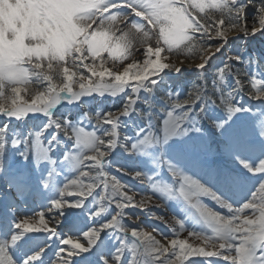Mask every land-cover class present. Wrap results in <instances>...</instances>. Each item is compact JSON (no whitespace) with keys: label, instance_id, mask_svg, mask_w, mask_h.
<instances>
[{"label":"snow or ice","instance_id":"6c2138e0","mask_svg":"<svg viewBox=\"0 0 264 264\" xmlns=\"http://www.w3.org/2000/svg\"><path fill=\"white\" fill-rule=\"evenodd\" d=\"M249 5L255 8L251 18ZM261 33L264 0H0V117L24 119L38 113L49 117V127L57 132L52 141L59 134L74 141L76 154L66 159L78 170L57 190L48 209L11 223L18 205L39 194L36 185L41 181L30 167L19 166L13 159L7 126L0 128V176L10 196L0 200V230H15L10 244L25 250L37 239L32 234L46 233L59 239L54 264H122L126 251L132 254L131 264H213L217 260L264 264V159L253 164L243 158L245 153L264 156V116L256 125L259 131L253 132L251 125L240 123V114L250 109L238 106L236 100L244 93L264 102V79L259 73L251 74L247 67L235 69L233 64L241 57L230 55L217 67L210 88L205 81L202 86L192 84L183 99L179 94H165L162 131L160 125L150 127L136 142L119 131L121 118L136 112L142 92L153 93L165 71H182L183 61L173 62V54L191 60L195 52L198 62L193 67L205 71L233 35ZM137 52L142 59H137ZM109 61H118L123 68H109ZM247 63L264 71L258 61L250 58ZM229 77L234 80L231 88ZM94 94L125 96L126 102L118 111L87 115L84 123L94 122L92 132L52 117L62 102ZM145 102L149 110L154 107L153 101ZM212 108L221 112H211ZM203 119L227 139L210 138L200 126ZM43 135H37V143ZM19 143L14 140L12 146ZM113 153L123 161L117 171L148 185L152 194L137 199V192L107 171ZM138 155L146 159H136ZM49 158L50 149H45L37 168L39 161ZM229 159H235L239 167L229 166ZM147 164L155 166L156 175L136 170ZM160 172L167 173L169 183L159 182ZM252 177L258 183L245 202L234 206L230 194ZM42 184L44 189L54 187V177L49 175ZM94 193L100 207L92 218L109 207L116 209L115 215L98 227L81 229L79 236L61 237L56 228L61 218L68 210L83 209ZM156 193L182 199L198 211L207 230H190L175 215L167 220L150 217L164 223L170 236L154 228L126 227L122 222L126 209L164 207ZM202 197L210 198L227 215L208 207ZM66 223L73 229L80 227L76 219ZM107 230H118L125 237L114 255L105 245ZM128 236L133 238L131 243ZM8 247L0 244V264H16ZM33 251H25L23 264H38L46 249Z\"/></svg>","mask_w":264,"mask_h":264},{"label":"rangeland","instance_id":"374dc122","mask_svg":"<svg viewBox=\"0 0 264 264\" xmlns=\"http://www.w3.org/2000/svg\"><path fill=\"white\" fill-rule=\"evenodd\" d=\"M244 3H247V0H243ZM254 2V0H253ZM255 3V2H254ZM252 5H249L248 7V16L249 18L255 16V9ZM256 36L252 37H244V36H238L235 37L233 35V39H237L241 42V44H251V43H258L260 41ZM212 43V42H209ZM233 41H230L228 48H231V44ZM183 47V46H182ZM226 48V47H225ZM225 48L222 52L225 51ZM229 50L226 51L228 53ZM137 59H142V56L139 52L136 53ZM192 55H196L195 52L192 53ZM222 55V53L218 54ZM230 56V55H229ZM227 56V58L229 57ZM179 59L180 61H183V69L181 72L177 73L174 71H165L162 76L161 81L159 82V85H168L169 87L177 85L180 81H182L185 77L190 76L192 74L197 73V75L202 74L203 72L207 73L206 71H201L197 68L193 67L194 62L196 59L188 60L184 56H179L178 58L173 54L172 60L173 62H176V60ZM127 63V62H125ZM108 67H114L116 69H122L123 65L117 62L109 61L107 64ZM86 72V70H84ZM90 75V73H86ZM93 79H97L96 77H93ZM109 80L108 77H105V82ZM34 89L36 87H39L38 85L31 86ZM158 88V87H157ZM145 92H142V95ZM149 95V93H147ZM153 95V94H151ZM100 97V96H99ZM101 100V97L99 98ZM102 101V100H101ZM126 102L125 96H121L119 98V101L116 103V110H111L112 112L118 111L121 109L122 105ZM141 103V100L137 103ZM82 104L86 103H79V106H72L70 117L71 122L73 125H76L78 127H84V129L88 132H92L95 130V124L94 123H84L85 119H83L81 116H78V112H83V110L80 108ZM71 106V105H70ZM136 107V106H135ZM106 113V112H105ZM165 111L160 112L156 116L150 117L146 115V122H144L143 125H140L136 127L133 125V122L135 121V115L138 116L140 113L134 112L127 118H121L122 126L119 129V131L122 134V137H128L131 139L132 142L138 141L141 136V133L146 132V130L150 127L154 128L156 125L161 126L162 131V122L164 119H166V116L164 115ZM57 114V113H56ZM264 116V112L262 111H256L254 116H251V114H247V112L240 114V123H247L252 126L253 132H258L259 129L256 127L258 121L261 119V117ZM52 117L55 119H60V116H55V114H52ZM148 120L150 122H148ZM60 121V120H58ZM68 121V120H67ZM49 117L46 116H35V117H27L24 119H6L4 117H0V128L7 126V132H6V138L8 141V151L12 154V157L15 158V154L18 153L24 149L25 151H29L30 153H25L27 156V159H25L24 155H18V163H20L21 166L30 167L34 173L40 178V181L46 180L49 175H52L54 177V187H50L49 189H44L41 183H37V188H39V194L29 198L28 200L21 202L16 210L14 218L10 221L11 223H14L16 220L22 218V217H30L31 215H35L36 213L40 211H45L50 207V201L54 198V196L57 194V190L61 188L65 183L69 182L71 179L75 178L78 175V170L73 168V164L70 160L66 159L67 156L76 154L74 152L75 144L74 141L65 137L63 134H59L57 136V140L54 142L52 141V137L57 135V132L54 127H49ZM36 125H33V124ZM15 127H18L19 135L22 137V135L25 136L27 141H23L19 143L17 147H13L12 144L10 145V139H13L12 135L13 130ZM43 132L44 135L40 138V142L37 143L36 137L39 133ZM13 133V134H12ZM220 134V132H219ZM221 136V134H220ZM222 140H218L220 142L227 139L226 136L222 137ZM45 149H50V158L47 161H39V167L37 168V161L39 158L43 155V152ZM119 152L120 149H117ZM116 157V153H113L112 157H109V166L107 168V171L112 174L113 176L118 177L123 183L127 184L130 189L137 192L138 195L143 194H152L151 189L148 185L143 184L139 182L138 180L134 179L131 175H123L122 173L118 172L117 170L121 167V164L123 161L119 158H113ZM243 158L249 162H252L253 164L258 163L261 159H264V156H261L259 152L256 153H245L243 154ZM136 159L139 160H145L146 158L143 156H137ZM15 160V161H17ZM227 163L229 166L233 168L239 167L237 164V161L235 159H229L227 160ZM41 167V168H40ZM141 168V169H140ZM140 168L136 170H141L149 175H156L157 170L155 169L154 165L147 164V165H141ZM159 182L161 183H169V179L167 177L166 172H160L159 173ZM258 183V179L256 177H252L245 185L242 187L234 190L230 195L232 198V202L234 203V206H240L243 202H245L250 194V191L256 186ZM97 192H100V190H97ZM155 197L157 200H160L164 207L169 213V216H177L182 220V222L185 224V227L190 230H197V231H206V224L204 223L203 219L199 216V213L197 210L191 208L189 205L186 204L182 199H169L166 196H164L161 193H156ZM9 192H8V186L6 183V180L3 176H0V200L9 199ZM99 197L95 193L92 197H89L88 200L85 203V207L80 210H68L66 215L61 218V221L59 224H57V232L60 233L61 237L72 235V236H79L81 235V229L87 230L89 227L92 226H100L105 222H109L113 215H115L116 209L114 207H109L108 210L102 214L100 217L92 218L95 211L99 210L100 205L97 203ZM203 202L210 208L215 209L218 212H223L227 215L226 210L218 208V206L215 205V202L212 201L210 198L202 197ZM31 201V202H30ZM24 207H28L30 209H27L24 213L25 209H22ZM23 210V211H22ZM158 211V210H157ZM150 214V213H149ZM139 215V209L135 208H129L125 210V217L123 218L122 222L123 224L130 228V229H152L153 226H156V224L159 222L157 220L151 219V215H149V218L151 220L147 219V216L144 217V221H138L136 220ZM76 219L78 220L80 227L73 229L71 228L66 221L69 219ZM147 220V221H146ZM5 231V232H4ZM15 232L13 229L11 232L7 230H0V244H9L8 252L10 254H13V257L17 260H15L16 264H23V259H25V251H28L29 254H34L33 249L39 250V248L42 246H46L47 252L44 251L42 254L41 261L38 262V264H54L56 260L57 250L59 248V239H53L46 233H40V234H32L33 236L37 237L35 242L25 250H22L18 245H11L10 244V237L12 233ZM105 236V245L109 249H111V254L114 255L116 250L121 247L122 243L125 242L124 234L121 233L118 230H107L104 234ZM5 236V237H3ZM127 242L131 243L133 238L128 236L126 238ZM49 247V248H48ZM45 248V247H44ZM16 251L17 253H15ZM45 256L50 257L49 260H44ZM132 260V254L131 252L126 251L122 260V264H131ZM217 263V262H216Z\"/></svg>","mask_w":264,"mask_h":264},{"label":"trees","instance_id":"16d2710c","mask_svg":"<svg viewBox=\"0 0 264 264\" xmlns=\"http://www.w3.org/2000/svg\"><path fill=\"white\" fill-rule=\"evenodd\" d=\"M254 2L258 3L259 0H254ZM257 37L260 41H258V43H251L250 45L249 44L243 45L241 44L239 40L233 39L232 40L233 43L231 44L230 49L228 48V45H229L228 44L225 48V51L222 52V55H218L217 57L213 58V60L209 64L208 69H206L208 70L207 73L203 72L200 75H197V73H195L194 75L185 77L182 81H180L177 84V86L169 87L168 85L163 84V85H159L158 88H156L153 93H149V95H147V93H144L143 94V98L145 99L144 101H153L154 107L151 110H149V106L146 102L139 104L138 110H137L138 113L140 114L143 113L145 115L135 116V121L133 122V124H135V126L138 127L140 125H143L144 122H146L145 120L146 115L154 118V116H156L160 112L166 111L167 106L165 105L163 101V97L167 93L179 94V96L183 99V98H186L187 93L191 90L192 84H196L197 86H202L204 85L205 81H207L209 82L207 86L210 88L211 87L210 82L213 78V75L217 67L223 66V62L228 59L227 56L229 55L241 57V61L234 62L233 67L235 69H241V68L247 67L249 70V73L251 74L259 73V78L264 79V71H261V69L257 67L255 63L251 65L247 63L248 60L251 58L254 61H258L260 65H264V33L259 34ZM227 50H229L228 53H226ZM180 56H184V55H180ZM191 56H192V59H196V55L191 54ZM233 84H234L233 78L229 77L228 78L229 88H231ZM236 100L238 102V106L239 104H243L245 108L250 109V111H248L247 114H254V111H260V110L264 112V102L253 100L250 96L244 93H240L236 97ZM115 105L116 104L114 102H111L108 100H102V101L96 100L95 103L92 105H87V106L82 105L81 109L83 110V112L82 111L78 112L77 115L83 117V115H86V114L95 115L97 112H109L111 110H114V108L116 107ZM211 112L220 113L221 110L218 108H212ZM69 115L70 113H64V114L58 115L60 116V119L58 120L60 121L71 120V117ZM150 121L148 120V122ZM200 126L208 133L210 138L216 137L218 138V140L220 139L222 140L219 134V131L211 128V125L208 123L207 119L201 120ZM19 134L20 133L17 131L14 132L13 140L22 142L21 145H23V141H27V140L24 135H22L21 137ZM15 136L17 137L15 138ZM26 152L28 153V150L25 151L24 149H22L19 154H23V153L25 154Z\"/></svg>","mask_w":264,"mask_h":264},{"label":"bare ground","instance_id":"6f19581e","mask_svg":"<svg viewBox=\"0 0 264 264\" xmlns=\"http://www.w3.org/2000/svg\"><path fill=\"white\" fill-rule=\"evenodd\" d=\"M109 68H113V70H119V69H116V68H114V67H109ZM164 74L162 73V75L158 78L159 79V82L161 81V79H162V76H163ZM94 95H96V94H94ZM94 95H92V96H94ZM92 96H85V97H83V98H87V99H89V98H91ZM100 96V95H99ZM105 97H107V96H109V97H113V96H111V95H104ZM101 97H103V96H101ZM116 97H118V96H116ZM120 97V96H119ZM82 99V98H81ZM78 101H74V102H71V104H74V103H77ZM61 105V104H60ZM60 105H58L57 107H59ZM56 107V108H57ZM35 116H43L44 117V115L43 114H34V115H30V116H28V117H35ZM136 198L137 199H139L140 198V195H138L137 194V196H136ZM31 202V201H30ZM150 208L149 209H147V210H144V211H142V210H140L139 209V215H138V218L136 219V220H142V221H144L145 220V218L144 217H146L147 216V219L148 220H151L150 218H149V215H151V216H153V215H155V216H162V217H164L165 218V220H167L169 217H171V216H169V212L167 211V210H165L164 208H159V207H156V206H149ZM22 209H25V211H23L24 213H27L26 212V210L27 209H30V208H28V207H24V208H22ZM158 210V211H157ZM150 213V214H149ZM32 216H34V215H31L30 217H32ZM147 221V220H146ZM154 227V229H157V230H159V232L161 233V234H164V235H168V236H170L171 235V231H170V229L164 224V223H161L160 221L156 224V226H153ZM153 229V228H152ZM185 236H186V233L184 234ZM59 242V241H58ZM45 247V248H44ZM43 248L44 249H46L47 247L46 246H44ZM49 248V247H48ZM47 250V249H46ZM217 262V263H216ZM213 264H223V262L222 261H213Z\"/></svg>","mask_w":264,"mask_h":264}]
</instances>
